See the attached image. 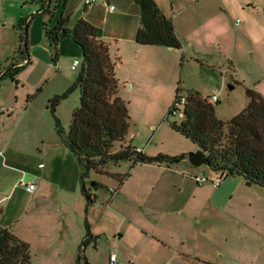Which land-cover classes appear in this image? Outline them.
<instances>
[{
    "label": "rangeland",
    "instance_id": "obj_1",
    "mask_svg": "<svg viewBox=\"0 0 264 264\" xmlns=\"http://www.w3.org/2000/svg\"><path fill=\"white\" fill-rule=\"evenodd\" d=\"M68 5L72 9L74 1ZM172 7L173 20L182 26L179 36L183 46L176 49V59L158 63L161 71L150 78L159 82L154 95L150 90L142 103L135 100L133 105L143 133L155 134L149 143L155 155L197 150L195 143L170 126L171 121L180 120L168 113L177 88L182 95L194 92L208 97L216 116L224 121L246 106L247 88L264 96V0H173ZM39 8V0H0L1 71L20 59L15 51L21 44L16 28L21 18L27 22L30 59L16 71L17 83L9 76L0 80V104L6 108L0 111V117L6 119L0 126V226L29 244L31 263L83 264L87 260L109 264V254L115 253L121 264H264V227L257 232L251 220L235 224L231 215L239 213L249 219L253 206L263 202L264 189L245 186L240 175L224 178L226 186L220 190L210 183L196 184L193 179L199 187L194 190L196 201L187 207L190 215L182 209L174 214L177 227L170 239L173 245H163L147 234L133 246L130 237L134 236L123 229L126 237L118 242L119 220L123 218L120 210L128 204L119 196L110 206L114 215H104L116 178L93 170L88 180L99 182L92 188L98 196L97 211L88 217L89 207L79 189L80 166L66 146L58 147L62 141L49 106L51 99L61 96L55 115L67 130L79 102L78 88L70 89L77 72L70 64L74 59L80 61L81 53L69 37H64L58 45V59L52 63L45 27L54 24L58 8L54 2L50 13H41ZM125 67L132 69L128 62ZM132 75L140 78L128 70L127 88L137 85ZM134 93L137 98L136 89ZM214 94L216 101L211 100ZM17 112L25 113L22 119ZM129 127L133 131L132 119ZM120 144L115 142L113 151ZM181 163L189 162L133 164L128 160L110 165L109 170L125 174L133 166L134 176L126 189L140 188L141 197H147L150 205L171 194L182 206L187 198L191 200L192 186L181 188L174 174L159 168L174 169ZM193 168L207 177H219L207 164ZM72 169L76 172L74 181ZM21 181L32 182L35 189L27 191ZM87 218L98 236L83 247L86 223L90 224Z\"/></svg>",
    "mask_w": 264,
    "mask_h": 264
},
{
    "label": "trees",
    "instance_id": "obj_2",
    "mask_svg": "<svg viewBox=\"0 0 264 264\" xmlns=\"http://www.w3.org/2000/svg\"><path fill=\"white\" fill-rule=\"evenodd\" d=\"M41 13L51 12V2L58 13L51 27H45V36L52 49L54 61L58 58V45L69 37L81 53V60L72 88L79 90V102L74 109L67 130H64L55 115V108L61 96L50 100L55 131L62 143L76 158L79 166V189L87 206L94 203L95 194L90 186L89 173L96 171L116 178L118 183L126 174L110 171V165L131 160L136 163H175L185 154L168 155L159 153L149 156L137 149L125 138L129 129V111L126 100L118 95L119 81L115 76L118 57L109 53L113 40L105 39L103 30L84 18H78L69 25L64 14L67 0H39ZM139 9V26L135 41L141 45L166 46L181 49L182 44L174 24L155 0H133ZM53 14V13H52ZM21 41L16 53L26 58L27 22L21 18L16 25ZM23 45V46H22ZM27 54V55H26ZM30 59L27 56L26 63ZM25 63V64H26ZM20 64L11 62L9 68L1 71L0 80L9 76L16 81L15 73ZM23 66V64H22ZM176 89L174 100L178 97ZM248 102L237 114L224 121L215 114L213 103L208 97L194 92L185 95L180 120L171 121L170 126L191 140L203 151L209 168L222 179L240 175L247 185L264 188V96L247 88ZM64 94L63 96H65ZM173 100V101H174ZM120 141L118 150L113 151L115 142ZM93 237L90 225L86 223V234L82 241L85 247ZM81 255L77 256L79 262ZM0 264H32L29 244L6 227L0 226ZM83 264H91L87 260ZM203 264H216L204 261Z\"/></svg>",
    "mask_w": 264,
    "mask_h": 264
},
{
    "label": "crops",
    "instance_id": "obj_3",
    "mask_svg": "<svg viewBox=\"0 0 264 264\" xmlns=\"http://www.w3.org/2000/svg\"><path fill=\"white\" fill-rule=\"evenodd\" d=\"M69 1L67 0L66 8L69 7ZM74 6L72 9H67L65 11V15L68 18V24L72 25L78 18H84L88 20L90 23L100 27L103 30V36L105 39L113 40L114 42L110 45L109 53L111 57H118V61L115 65V76L119 81V89L118 95L124 100L128 101V111L130 119L133 122V131L128 129L127 136L125 138L126 143H131L137 149L141 150L145 154L152 156L154 152L149 150L150 139L153 137L155 139V134H151L148 136L143 133L144 129L143 124L138 122L137 116L133 110V105L135 100H139L138 102L142 103V98L151 90L152 95L158 90L157 86L159 84L158 81H151L150 78H154L156 74L161 71V67L158 66V63L163 59H176V49L166 46H157V45H141L135 41V32L139 26V9L137 5L133 2V0H103L102 2L94 3L89 7L83 5L81 0H73ZM162 10V12L172 19L174 24L175 31L179 36L182 31V26L178 25L175 20H173L172 12L173 9V0H155ZM108 5H114V10H109ZM66 10V9H65ZM171 12V13H170ZM57 12H54L56 15ZM181 44L183 46L182 38L179 36ZM179 50V49H178ZM28 53V52H27ZM74 54V53H73ZM18 55V54H17ZM27 55V54H26ZM29 58V54L27 55ZM25 56V57H27ZM14 58V57H13ZM23 58L21 57L19 61ZM58 59V58H57ZM17 62V61H16ZM15 62V63H16ZM126 62L129 63L130 68L125 67ZM127 70V71H126ZM128 70L137 73L140 78L134 77V83H136V87L131 84L128 86H124L126 80V75L128 74ZM148 77V80L147 78ZM139 79V80H138ZM153 86L150 88L149 86ZM149 87V88H148ZM135 89L136 98L135 96ZM33 98V97H32ZM30 98V99H32ZM141 98V99H140ZM130 103V104H129ZM1 105V104H0ZM3 106V105H1ZM4 107V106H3ZM18 109L17 107L15 108ZM18 111V110H17ZM18 118L24 116L25 113L17 112ZM21 114V115H20ZM129 119V123H130ZM6 123L5 117H0V126ZM153 126V125H151ZM150 126V128H151ZM149 129V127H147ZM131 131V132H130ZM65 146L63 143L58 144V147ZM186 149L194 150V147H188ZM196 149H199L196 147ZM161 153V152H159ZM163 153V152H162ZM170 153V152H168ZM185 154V158L179 160L180 162L187 159L186 150H182L181 152L170 153L169 155H178ZM178 161V162H179ZM189 162V161H188ZM201 165V164H200ZM198 165V166H200ZM190 162L188 164H179L178 166H174V169L170 166L167 167H159L164 171H168L171 174L175 175L176 182L179 183L180 187H187L189 185L192 186V198L186 199L182 206H178V201L174 200V197L170 194L169 196H163L162 198L152 202L150 205L146 202L147 197H141L140 191L138 187L132 186L128 189L125 188V185L128 181L132 180L133 175V166L129 169V172L125 173L126 176L121 183H117L114 186L113 190L110 191V196L107 199V207L104 208V215L111 214L114 215L110 206L113 204L114 200L119 196H122L125 199L124 204L126 207L122 210L123 218L119 220L118 230V242L126 237L125 232H121L123 230H127L130 233L132 245H136L135 243L140 240L144 235L150 234L157 241L162 243L163 245H173L170 241L171 238L174 237V229L177 227V224L174 222V214H179V211L182 209L184 214L190 215V210L188 212L187 207L195 204V191L197 188L195 183L193 182V176L199 173L196 169L193 168ZM170 167V168H169ZM181 170H177V168ZM197 167V166H195ZM75 170H71V178L74 181V176H76ZM78 171V170H77ZM124 174V173H121ZM134 176V175H133ZM79 179V175H78ZM226 182H221L217 190L222 189V187L226 186ZM245 182V181H244ZM92 183V182H91ZM90 186H94L91 185ZM99 183V182H98ZM197 184V183H196ZM203 185V184H202ZM254 185V184H253ZM241 186V185H240ZM245 186L247 185L245 183ZM258 186V185H256ZM261 187V186H259ZM125 188V189H124ZM263 188V187H261ZM264 189V188H263ZM213 198L209 200L212 201ZM97 200L98 196L95 194L94 203L89 205L87 213L90 217L91 212L94 213L97 211ZM228 205H226L227 207ZM225 207V206H224ZM232 211L234 208L231 209ZM2 211V209H1ZM201 211V210H200ZM232 216H235V224L245 223L247 220H251L252 227L258 231L264 227V199L262 203H256L253 206V210L249 215V219L242 217L239 213L231 212ZM97 216V215H96ZM87 220H89L87 218ZM90 231L93 235V238H96L98 235L93 229V224L91 220H89ZM234 224V226H235ZM122 226L124 228H122ZM132 239H135L134 241ZM90 240V242H91ZM89 242V243H90ZM95 245V243H94ZM109 257V256H108ZM109 261V260H108Z\"/></svg>",
    "mask_w": 264,
    "mask_h": 264
},
{
    "label": "built area",
    "instance_id": "obj_4",
    "mask_svg": "<svg viewBox=\"0 0 264 264\" xmlns=\"http://www.w3.org/2000/svg\"><path fill=\"white\" fill-rule=\"evenodd\" d=\"M103 0H83V5L86 7L91 6L94 3H98V2H102ZM114 5H108V9L109 10H114ZM23 60V59H22ZM26 62V61H24ZM52 63L54 64V60H52ZM80 61L78 59H74L71 64H70V68L72 70H76L78 69ZM211 100L212 101H216L217 100V96L214 94L211 96ZM185 102V95L182 94H178V97L173 101L172 106L169 109V114L172 116H179V118L182 117V105ZM6 108L0 105V111H4ZM167 119V118H166ZM195 182L199 185H202L204 183H210L213 186H219L220 183L222 182V177L219 175V177L216 176H211V177H207L204 173H197L193 176ZM21 184H23L26 188L27 191H33L35 189V185L31 182V183H23L21 181ZM112 191H114L113 189H111ZM109 264H121V262L118 260L117 256L115 253H110L109 257Z\"/></svg>",
    "mask_w": 264,
    "mask_h": 264
},
{
    "label": "water",
    "instance_id": "obj_5",
    "mask_svg": "<svg viewBox=\"0 0 264 264\" xmlns=\"http://www.w3.org/2000/svg\"><path fill=\"white\" fill-rule=\"evenodd\" d=\"M24 36L26 37V35H24ZM24 61H27V57L24 58L23 60L19 61V62L17 61L16 64H18V65L22 64V63H24ZM187 159L192 165H195V166H198L200 164H207L208 165L206 157H205L203 151L200 149H197L196 151H193V152H189L187 154ZM91 185H94V182H92Z\"/></svg>",
    "mask_w": 264,
    "mask_h": 264
}]
</instances>
